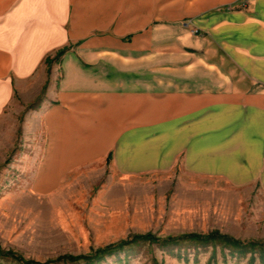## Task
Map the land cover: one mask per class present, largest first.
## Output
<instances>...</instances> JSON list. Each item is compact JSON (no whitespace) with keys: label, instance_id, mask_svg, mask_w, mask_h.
<instances>
[{"label":"crops","instance_id":"crops-1","mask_svg":"<svg viewBox=\"0 0 264 264\" xmlns=\"http://www.w3.org/2000/svg\"><path fill=\"white\" fill-rule=\"evenodd\" d=\"M251 3L0 0V117L14 88L72 43L60 60L61 104L45 113L54 132L45 169L56 175L114 147L116 170L131 174L120 130L185 115L190 173L264 186V0Z\"/></svg>","mask_w":264,"mask_h":264},{"label":"rangeland","instance_id":"rangeland-1","mask_svg":"<svg viewBox=\"0 0 264 264\" xmlns=\"http://www.w3.org/2000/svg\"><path fill=\"white\" fill-rule=\"evenodd\" d=\"M64 46L67 53L74 45ZM64 54L58 61L43 62L36 81L14 88L0 117L2 250L36 264H84L53 260L65 254L91 255L148 233L165 239L216 231L241 242H264V186H232L219 176L190 173L185 115L166 121L150 117L147 126L120 130L126 139L119 143L132 146L138 168L131 174L116 170L114 147L101 158L63 168L56 175L53 168L45 169L54 133L45 113L61 104L58 86ZM70 128L68 135L81 134ZM252 256L251 264H261L257 252L220 243L185 241L162 247L137 241L93 264H250ZM0 264L19 263L0 257Z\"/></svg>","mask_w":264,"mask_h":264},{"label":"trees","instance_id":"trees-1","mask_svg":"<svg viewBox=\"0 0 264 264\" xmlns=\"http://www.w3.org/2000/svg\"><path fill=\"white\" fill-rule=\"evenodd\" d=\"M68 50V46H64L60 49H58L54 56H46L44 59V62L46 64H49L52 61H58L59 58ZM109 158V157H108ZM137 241H148L151 243L158 242L160 246L162 247H169V246H179L180 242L187 241L189 244H203V243H220L223 245H226L230 248H237L239 250H247L249 249L251 252H257L259 260L261 264L264 262V242H255V241H248V242H241L237 239H234L228 235L221 234L219 232H212L206 235H199V234H187L182 235L180 237H169L165 239H156L151 234H144V235H135L131 237L130 239L122 242H117L114 244H109L103 248H100L96 250L91 255H71V254H65L57 257L53 261H65L70 263H76L80 261H84V264H93L94 262L100 261L104 255H112L118 250H121L123 246L129 245L131 243L137 242ZM0 257L10 258L14 261H16L19 264H36L35 261L32 260H25L21 255L17 254L16 252H13L11 250H2L0 247ZM254 256L250 258V264L254 260ZM44 262L42 264L48 263ZM51 262V261H50Z\"/></svg>","mask_w":264,"mask_h":264},{"label":"built area","instance_id":"built-area-1","mask_svg":"<svg viewBox=\"0 0 264 264\" xmlns=\"http://www.w3.org/2000/svg\"><path fill=\"white\" fill-rule=\"evenodd\" d=\"M250 0H239V6L241 8H246L249 5ZM182 26L194 35H199V30L197 28L192 27V22L190 20H185L182 22Z\"/></svg>","mask_w":264,"mask_h":264}]
</instances>
